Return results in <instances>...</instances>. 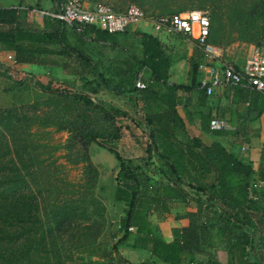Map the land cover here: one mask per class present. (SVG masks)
<instances>
[{
	"label": "trees",
	"instance_id": "trees-1",
	"mask_svg": "<svg viewBox=\"0 0 264 264\" xmlns=\"http://www.w3.org/2000/svg\"><path fill=\"white\" fill-rule=\"evenodd\" d=\"M52 1L54 11L65 2ZM81 1L116 13L135 5L149 19L205 10L212 45L264 49V0ZM22 13L17 7L0 8V52L13 53L15 65L89 71L94 77L76 81L15 70V76L8 75L15 93L14 103L0 108V264H131L119 255L130 237L155 257L140 264H264V146L255 171L220 142L189 137L176 111L180 85L169 82L172 58L156 38L139 34L132 39L125 30L116 42V34L94 26L68 27L49 17L36 31ZM73 36L111 42L125 59L116 65L122 70L119 79H105L98 54L90 58ZM51 46L58 47L53 53L62 59H41ZM197 50L186 88L206 95L199 88L197 59L202 57ZM139 74L143 89L136 88ZM229 87L250 92V105L264 104L260 92ZM102 89L141 112L138 124L146 130V142L135 146L137 156L116 150L122 139L118 119L128 113L96 103L93 97ZM59 132L68 133L65 143L54 140ZM92 144L118 161L112 202L124 207L113 223L99 194V171L89 156ZM61 158L80 166L77 180L68 177ZM186 198L196 210L187 214L188 226L174 230L173 241L165 243L155 225L168 215L169 201ZM197 254L206 259L195 260Z\"/></svg>",
	"mask_w": 264,
	"mask_h": 264
},
{
	"label": "crops",
	"instance_id": "crops-1",
	"mask_svg": "<svg viewBox=\"0 0 264 264\" xmlns=\"http://www.w3.org/2000/svg\"><path fill=\"white\" fill-rule=\"evenodd\" d=\"M83 5L86 8L90 7L87 3H84ZM26 25H30L33 30L39 31L42 29V18L36 21L35 24L27 21ZM126 31H128V35L132 37V39H138L139 34H147L156 38L161 45L167 42L165 39L166 36H175L183 42L194 43L193 41L180 35L157 34L153 31L150 24L146 22H139L138 24L127 28ZM122 33H114L116 36L114 35L113 38L114 40L116 39V42H119L122 38ZM92 38L93 37L80 40L77 36L72 37L73 41H76V46L81 47L85 54H87L90 58H95L98 54L99 59H101V68L99 72L105 79H119V75L122 73V70L116 65H121L125 62L124 56L119 54L118 49L114 50L112 48L111 42H102L101 40L91 41ZM233 46H245L247 54L252 47L242 44H234L224 50H221V58L218 59L216 63L217 67L220 66L219 62L222 61L232 64L236 69H243L247 54H245V58L241 61L239 59L231 61V48H233ZM49 48L51 53L43 55L41 59H62L53 53V50L58 51V47L56 49L53 46ZM197 49L198 48L194 43L193 47L188 48L187 57L173 59L170 55L172 63L169 69V82L170 84L180 85V88L175 93V96L177 97L176 101L178 103L176 106L177 114L182 119L189 137L198 138L204 144H211L214 141L220 142L221 145H223L229 152L235 154L240 160L243 162H250L252 168L256 171L259 165L260 151L264 146V104L262 106L257 104L250 105L249 102H251V99L253 98V95L250 92L240 91L239 89H234L229 86L216 88L211 96H206L202 91L197 89H187L186 85L189 82V74L192 68L191 64L193 59L191 58ZM7 53H9V56L13 59L14 54L11 52H0V59ZM201 57L202 59L197 60L199 62L201 61L202 65L204 63L202 54ZM12 64L14 69L21 70L22 73L24 71L26 72V75L29 76L45 75L46 77H49V75H51L52 78L54 77L76 81L80 79L90 80L94 77L89 71L72 72L61 68H54V70L49 71L47 67H39L32 64L15 65L14 62ZM200 67L201 66H199L198 72L202 78L203 73L201 72ZM141 76L142 75L139 74L137 80L140 79ZM104 94L118 97L113 91L108 89H102L98 95L102 96ZM100 100H102L101 102H105L104 99ZM261 109L263 112L259 116H256L258 111ZM127 118H129L127 120L132 121L134 116L128 114ZM214 119L226 122L228 127L221 130L219 133L217 131V134L212 132L209 129V123ZM133 123L138 124V122L134 120ZM126 127L127 126H124L123 128ZM120 144V146H124L125 144L129 147L132 152L131 155H134L136 150L135 139L127 135L121 139ZM117 171L118 169L116 170L115 176ZM112 207L113 211L117 215V219L115 221H118L124 206L120 202H112ZM168 207L170 210L166 218L158 220L155 225V233L158 234L165 243H171L173 241L174 230H180L188 226L189 220L187 214L194 213L196 210L194 201L188 198L180 201H169ZM126 244L127 245L119 248V255L127 262L131 264H140L151 262L155 259V257L145 248L143 243L135 244V240L130 237V240ZM181 258L180 261H182ZM205 259V255H195V260ZM156 264L164 263L157 262Z\"/></svg>",
	"mask_w": 264,
	"mask_h": 264
},
{
	"label": "built area",
	"instance_id": "built-area-1",
	"mask_svg": "<svg viewBox=\"0 0 264 264\" xmlns=\"http://www.w3.org/2000/svg\"><path fill=\"white\" fill-rule=\"evenodd\" d=\"M34 13L40 18L49 17L68 26L77 28L94 26L111 34L122 33L130 26L146 22L157 34L180 35L195 43L204 59L200 67L203 77L199 88L203 89L207 96H211L216 88L222 86L248 88L264 95V54L252 46L246 56L243 69H236L232 64L222 61L217 67L216 63L221 58V49L209 42L210 21L207 12L195 10L149 19L135 5H130L124 12L116 13L103 4L86 8L81 0H65L55 11H34ZM144 87L141 81L136 83L137 89ZM227 127V123L222 120L214 119L210 122L211 131H221Z\"/></svg>",
	"mask_w": 264,
	"mask_h": 264
},
{
	"label": "rangeland",
	"instance_id": "rangeland-1",
	"mask_svg": "<svg viewBox=\"0 0 264 264\" xmlns=\"http://www.w3.org/2000/svg\"><path fill=\"white\" fill-rule=\"evenodd\" d=\"M11 6L19 8L20 11L23 12V20L25 22L29 21L32 24H35L36 21L41 19L40 17L36 16L34 11L52 12L56 7L54 1L52 0H0V8H9ZM199 11L207 12L205 10ZM155 14H158L157 10L155 11ZM165 39L167 40V42L165 44L163 43L162 46L164 48L165 53L171 55L173 59L187 57L188 48L194 46V43L183 42L177 39L175 36H166ZM261 52L262 54H264V49H261ZM245 54H247L245 46H233V48H231V61H235L236 59H239L241 61L245 58ZM11 58L12 57L9 56V53H7L4 54V56L0 59V108L9 107L11 104L14 103L15 90L13 88V82L8 77V75L13 77L15 76V72H13V70H15L16 72H20L21 70L14 69L12 67L13 61ZM4 71H7V74L1 73ZM23 73L26 74V72L24 71ZM32 85L33 84L31 83L28 89L30 91V95L33 97L34 94L32 91ZM93 99H95L96 103H100V99H104L106 103L101 102V104H103V106H106V109L111 106H114L122 111H125L128 114L133 115L134 121H138V123L140 119L142 121L141 112H134V109L132 108L131 104L123 97H115L114 95L112 96L104 94L102 96L98 95L96 97H93ZM120 119H118V123L119 125L122 124V138L128 135L131 138L135 139L136 145L139 142H146V130H144L142 124H134L133 120L129 121L126 117H122ZM124 126L127 127L123 128ZM53 138L56 142L65 143L68 138V133H54ZM120 145L121 144L119 142V144H117L116 146V150H118L123 156L132 154L129 147H127L125 144L124 146ZM138 153L139 152L136 150L134 156H137ZM57 155H63V152H59ZM89 156L92 163L97 167L99 171V194L104 204L106 205L107 219L108 221L113 223L117 219V215L113 211L112 201L114 197L113 189L116 183L115 173L118 168V161L112 154H110L105 149L98 147L96 144H92L90 146ZM59 161L60 163H64L66 165V170L70 179L77 180L79 178L80 166L69 165L62 158L59 159Z\"/></svg>",
	"mask_w": 264,
	"mask_h": 264
}]
</instances>
